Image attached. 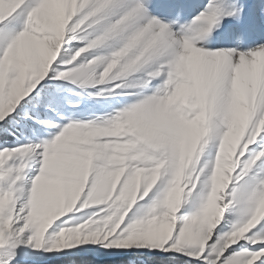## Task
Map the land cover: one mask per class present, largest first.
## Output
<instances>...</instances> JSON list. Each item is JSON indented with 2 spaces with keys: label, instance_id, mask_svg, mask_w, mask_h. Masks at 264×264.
<instances>
[{
  "label": "snow or ice",
  "instance_id": "1",
  "mask_svg": "<svg viewBox=\"0 0 264 264\" xmlns=\"http://www.w3.org/2000/svg\"><path fill=\"white\" fill-rule=\"evenodd\" d=\"M0 264H264V0H0Z\"/></svg>",
  "mask_w": 264,
  "mask_h": 264
}]
</instances>
